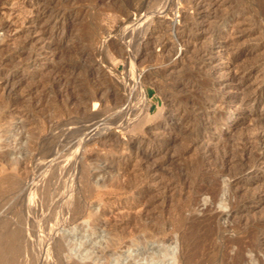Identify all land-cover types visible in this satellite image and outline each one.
Here are the masks:
<instances>
[{"label": "rangeland", "instance_id": "374dc122", "mask_svg": "<svg viewBox=\"0 0 264 264\" xmlns=\"http://www.w3.org/2000/svg\"><path fill=\"white\" fill-rule=\"evenodd\" d=\"M193 1L42 0L39 5L42 7L47 5V10L43 14L45 16L42 17L43 21H40L42 24L39 22V27L45 26L46 18L48 17V20L49 15L52 14L51 11L55 9L63 11L66 15L70 14L69 29L63 33L59 30L61 31L60 34L58 32L59 36L52 37L48 26L43 33L39 30L33 32L34 24L31 20L34 19L35 11L32 6L26 5L29 0H1L0 62L4 61L8 65L9 71L6 74L8 73L9 81L3 88L1 82L5 74L0 73V178L8 173L17 175L19 173L21 179H26L24 183L27 181V185L31 186L24 185L22 189L24 194L21 190L15 196L11 195L6 202L2 200L3 192L2 195L0 194V219L3 220L6 216L9 226L18 225L19 228L20 225V230L23 228L22 236H25L29 248L26 245L27 250L24 249L19 256L20 264H72L71 260L75 261L74 264L85 262L103 264L108 259L112 263L117 256L124 257L139 251L147 252L156 246H161L162 241L165 242V246L173 247L175 253H178L179 236L182 235L181 240L183 236V240L185 237L191 240L200 235L205 236L209 231H214V235H210L211 238L207 237L205 242H198L199 245L195 243L196 251L198 249L200 253L202 252L201 254L214 253L212 256L215 260L220 259L224 260L223 264H232V257L242 251V248H245L247 243L255 237L252 236V230L256 232L257 229L254 225L258 224L259 232H264V219H262L264 218V193L261 197L257 196L249 200L246 210L229 215L230 217H223L221 222L227 227L224 232L222 229L218 230L214 226L205 225L197 219L190 218V215L197 214L198 204L208 199L204 192L214 181V172H219L218 166L221 164L224 152L233 151L236 145L243 142L250 127L260 116H263L264 111L261 106L250 107L249 105L252 113L244 110L247 112L245 118L237 120L234 128L230 129L226 137L221 140L222 149H211V155H207L206 158L208 160L200 158L203 155L200 154L197 146L186 147V142L181 139L169 143V147L162 150L156 158L143 162L138 159L141 153L149 150L157 138L165 135L159 132L166 131L162 127L165 117L178 116L180 113L177 107H179L182 108L183 118L189 117L191 120L192 116L187 117V114L194 104L197 105V95L199 93L211 95L210 91L201 93L194 88V83L196 84L200 77H204L203 73L206 69L197 66L201 62V56L206 60L213 57L212 64H215L217 68L213 76L229 72L224 71L226 64L223 62L226 59L217 56L214 50L207 54L202 50L203 47L209 48L218 41L227 44L228 50L231 51L241 48L243 54L239 59L240 63L243 60L255 64H261L264 61V0H204L203 6L198 8L194 7ZM199 14L203 16L197 17V20L193 19V15ZM227 15L237 18V21L220 22L219 18ZM21 19H24L23 23ZM194 20L199 22L200 29L188 28ZM230 27H233L234 34L228 36ZM153 29L158 32L156 36H153L157 39H154L168 43V46L172 47V52L160 55V45H154L151 51L141 44L138 45L139 41L144 44L147 40H153ZM179 31L190 36L185 40L186 42H182V46L177 39ZM194 36H197V39L194 40ZM29 37H31L30 40ZM178 47L183 49L180 55L176 54ZM13 55L14 58H10ZM136 79L141 82L142 91H139L136 83L134 84ZM98 80L106 82L104 84L117 95L129 89L127 91L132 94L129 104L131 105L133 101L134 104L131 106L134 115H138L135 119L137 126L135 129L132 126L126 127L125 130L124 127L111 125L105 132L106 139L109 135L106 141L105 137L103 140L102 136L96 134L90 140L82 142V134L77 130L89 121L90 112L97 109L98 105L95 109H91L90 103L91 111L81 113L80 94H91L95 89L93 88L95 85L92 84L98 83ZM177 95L181 98L178 104L174 101ZM122 103L121 109L127 102ZM238 104L241 107L244 106L241 103ZM143 115H145L144 118ZM156 129L160 133L158 137L153 136L157 133H153ZM122 142L123 144L128 142L131 149L126 147V144V146L122 145ZM211 145L212 143L210 148H213L214 145L212 147ZM23 147L26 148V152L22 151ZM186 149H188L187 152ZM140 150H142L141 153ZM23 154L28 156L27 163L19 168L16 161L22 158ZM139 162H142V166ZM153 164H157L158 167L152 169ZM263 170L264 166L255 172V175L260 178L252 185L253 188L262 181ZM253 175L254 173L247 177L251 179ZM27 179L31 180V183ZM33 179L35 184L32 183ZM219 181L222 192L228 193V185L232 184V180L228 175H224L219 178ZM46 183L52 190H50V196L48 194L49 197L46 195L48 199L41 196L43 190H40L44 189L42 185L46 186ZM235 186L236 184L231 187L234 188L231 191L232 194L236 193L234 194L236 198L241 199V196L247 195L249 189L246 188V192L244 186L241 188ZM43 198L48 201L45 202ZM8 205H14L15 209L11 211L12 213L8 212L7 209L11 208ZM68 205L75 206L78 210L81 208L82 210L79 211L84 214L82 219L79 218L75 222H69L67 219L65 223L66 217L63 218V216L66 213L62 212V208ZM225 205V201H221L216 204V208L218 211L228 212L229 209ZM99 208L100 212H98ZM29 209L33 211L25 213ZM87 211L89 215H86ZM45 214H50L52 218L42 217ZM55 222H59L58 225ZM190 222L196 227L190 232L192 236L187 233L188 236H185L186 227L190 225ZM77 225H81L80 228L91 226L90 231H83V228V232L81 231V236L87 239L86 242L90 245L86 252L87 257H83L79 252L70 254L60 252L58 246L54 248L52 242L48 243L49 236L52 237L55 232L56 235L73 232L79 228ZM183 228L184 232L180 233ZM263 234L259 236H264ZM260 252L259 254L263 255L264 251ZM244 254L249 257L254 254V251L245 250ZM170 258V256L165 257V261L176 264ZM142 262L145 260L137 261L138 264Z\"/></svg>", "mask_w": 264, "mask_h": 264}, {"label": "bare ground", "instance_id": "6f19581e", "mask_svg": "<svg viewBox=\"0 0 264 264\" xmlns=\"http://www.w3.org/2000/svg\"><path fill=\"white\" fill-rule=\"evenodd\" d=\"M40 1H42V0H29V2H26V5L32 6L33 10L35 11V15L33 16L34 19L31 20V22H33V24H34L33 32H36L37 30H39L40 33H43L45 31L44 30L45 27L48 26L50 28V36L55 37L57 35L59 36L61 31H62V33L67 31L69 29V27H70V24H71V22L68 20L70 14L66 15L63 11L61 12V11L56 10V9L53 12L51 11L52 14L49 15L50 17H49L48 20H47L48 17L46 16L47 17L46 18V24H45V26L43 28L38 26L39 22L42 20V17H45V16H43V14L47 10L46 9L47 5L44 6V7L39 5ZM203 1L204 0H194L192 2V4L194 5L195 8H198V6L202 5ZM0 2H1V0H0ZM209 3H210V1H209ZM210 4L207 3V5H210ZM50 9L52 10V7ZM210 10H211V8H210ZM49 12H50V10H49ZM202 16H203L202 14H199L198 16L193 15V19L197 20V17H202ZM143 17H144V15H143ZM140 19H141V17H140ZM21 20L20 21L23 23L24 19H21ZM195 20H194V23L192 25L188 24L189 25V27H188L189 29H193V30L194 29L195 30L200 29V26H198L199 22H195ZM219 20L222 23L223 22L226 23V22L237 21V18L234 19L233 16L227 15V16L220 17ZM44 21H45V19H44ZM128 21H130V20H128ZM43 23H45V22H43ZM40 24H42V23L40 22ZM233 27H230L231 29L229 30L228 34L226 33L228 36H231V35L234 34ZM138 29H140V28H138ZM141 29H144V28H141ZM59 30H61V31L59 32ZM58 32H59V34H58ZM156 32H157V30L153 29L152 37L155 34H158V32L157 33ZM128 34H129V32H128ZM196 37L197 36H194V40L197 39ZM154 38H156V37H153L152 41H148L147 40V42H145L144 44H142L139 41L138 45L141 44L142 46H144V48L146 47V48L150 49V51H151V49H153L154 45H160V51H161L160 52L161 54L159 53L160 55H164L165 52H167V53L172 52V47L171 46L169 47L168 43H162L161 41L156 40L157 38L156 39H154ZM189 38H190V36L188 34H182V33H180V31L178 32V38L177 39L180 40L181 43H179V44L181 46H182V42L185 41L186 39H189ZM30 39H31V37H29V40ZM24 43H26V42H24ZM225 43H226V41H225ZM226 45L227 44H222V43H219L218 41H216L209 48L208 47H206V48L203 47V49H202L207 54H210L212 52L211 50H214L216 52L217 56H221L222 58L226 59V61L223 62L224 64H226V68H225L226 70L224 69V71H229V72H227V73L222 72L223 74H221L219 76H213V74H215V72L217 71L216 65L212 64V62L214 60L213 57H210L207 60L205 58H203V56L200 57L201 58V62H199V64L197 66H199L200 68H206V69L204 70L205 73H203L204 77H200V79L197 81V83L196 84L194 83V88H195V90L196 89L200 90L201 93L202 92L206 93L207 91H210L211 95L204 94V93L202 95V94L199 93V95H197L198 96L197 97L198 98L197 99V105L195 106V104L193 103L194 105L192 107L191 106L192 103H191L190 106L192 108H191V110L188 111L189 113L187 114V117L188 116H192L191 118L194 119V120L191 121L192 119L190 120L189 117H188L189 119L188 118L187 119L183 118V116L181 114L182 113V108L177 107L178 113H180V114H178V116H176V117L174 116L172 118L165 117V119L163 120L164 122L162 124V127H164V130H166V131L165 132L161 131V130L159 131L160 133H165V135L164 136L161 135L159 138H157V141L155 140V143L151 144L152 146L149 148V150L147 152L145 151L146 153H144V152H143V154L141 153V151L144 150L146 147L144 149L140 150L141 154L139 156L140 158L138 157L139 161L143 162V161L150 160V158H153V157L156 158V156L162 150H164L165 148L169 147L168 146L169 143L177 141V140H180V139L183 140L184 142H186V144H187L186 147H190L191 148V146H197L199 148V150H200V154L203 155V157H200V156L199 157L201 159L203 158V160H204V158L205 159L207 158V155L208 156L211 155V153H212L211 149H218V150L222 149V146H220L221 140L226 137V135L229 133L230 129L234 128V126L237 123V120H240L241 118H243V119L245 118V116L247 115V112H244V110H248L249 113H252L251 112L252 108H249L248 107L249 105H250V107L252 105L254 107L261 106V109L264 111V61L261 64H255V63H251L250 61L243 60V58H242L243 61H241V63H240L239 59L241 58V56L243 54V50L241 48H237V49L231 51V50H228V47ZM124 47L126 49V46H124ZM56 48H59V47H56ZM141 48L143 49V47H141ZM176 51H177L176 54L180 55L183 52V49H182V47H178V49ZM10 58H14V55L11 56ZM5 60H9V58H7V59L5 58ZM198 60H199V58H198ZM198 60H197V63H198ZM235 64H237V65H235ZM233 65H235L234 69H232ZM7 71H9L7 63L4 62V61H1L0 62V73L2 75L5 74V75H3L2 82H1V84L3 85V88H5V86L8 85V81H9L8 73L6 74ZM219 71H220V69L218 70V72ZM95 75H96V73H95ZM99 76H101V75H99ZM200 76H202V75H200ZM97 78H99V77L97 76ZM93 83H94V79H93ZM104 83L106 84V82H104ZM104 83L102 81L98 80V83L92 84V85H95V87H93L95 89L94 90L92 89L93 92L91 94H89V95L80 94L81 95L80 96L81 99L79 101H80L81 107L80 106L79 107L82 108L81 113H82V111L84 113H86L88 111H91V110H89V104L90 103L92 104L91 105L92 106L91 109H95L96 105H98V107H99V108L97 107V109H95L94 111L90 112L91 118L89 117L90 118L89 121L85 122L84 125L82 124V127H80L77 130V131H80V133L82 134L81 135L82 136V138H81L82 142L90 140L96 134H99L100 136H102L103 140H104V137H105V141H106L109 138V135H108V138L106 139L105 132L108 130V128L111 125H115L117 127L118 126L124 127L125 130H126V127H131L132 126L135 129L136 128L135 126H137V124L135 125V123H137V122H135V119H136V116H138V115H136V116L134 115V110H133V107L131 106V105L134 104L133 101H132L131 105L129 104V102H131L130 98L132 97L131 92L127 91L129 89H127L125 93H123L121 95H117L116 93L112 92V90L110 89V87L108 85H105ZM135 83L137 84L136 86L139 88V91H142L141 90V82H139L138 79H136L134 84ZM72 87H74V86H72ZM174 87L175 86H173V88ZM131 88H132V86H131ZM77 89H79V88H77ZM115 90L117 91V89H115ZM200 91H198V92H200ZM78 95H79V93H78ZM133 95H135V94L133 93ZM180 95H183V94L180 93ZM142 96H143V93H142ZM178 96L179 95H177V97L174 99L175 103L177 102V104H178V102H180V99H181V98H178ZM189 98L191 99V97H189ZM121 102H123V103L127 102V104H125V107L122 106L123 109H121V107H120ZM238 103H241V105L243 104L244 106L241 107L240 104H238ZM169 105H171V104H169ZM188 107H189V105H188ZM262 114H263V116H260L257 119V121L250 127V129H249L250 131H249L248 135H246V137L244 138L243 142H241L238 146L236 145L235 149H233V151L227 150V151L224 152V156H223V159L221 161V164H220V166H218V171L219 172H214L215 173L214 174V181L211 183V185L209 187L206 188V191L204 192V194L207 195L208 199L207 200L205 199L206 202L203 201L201 204H198V206H197V208H198L197 214L195 213V214L190 215L191 216L190 218L197 219V221H199V222H201V223H203L205 225L214 226L218 230L222 229L223 232H224V231L227 230V227L224 226V224L221 222V219L223 217H228L229 215L231 216L232 214L235 215L237 212H240L242 210H246L248 208L247 203H248L249 200H251V199H253V198L257 197V196L258 197L262 196L261 194L264 193V170L262 171V174H261L262 175V181L259 182V184H257L256 188L252 187V185L255 184L260 178L257 175H255V172H257L259 169H262V167L264 166V112ZM84 115H86V114H84ZM167 115H169V114H167ZM144 116L145 115H143V118H144ZM184 116L186 117V115H184ZM146 118H147V116H146ZM174 118H176V119L174 120ZM139 123L140 122H138V124ZM162 130H163V128H162ZM139 131L140 130H138V132ZM73 132H74V130H73ZM155 132H157V133H155ZM159 132L156 129V131L153 132V133H155L153 136L155 137V135H157V137H158V134L160 135ZM114 133H115V131H114ZM120 133H121V131H120ZM71 134H72V131H71ZM110 135H111V133H110ZM128 135H129V133H128ZM20 136H21V134H20ZM24 136H26V135H24ZM102 137H101V139H102ZM123 137H125V136H123ZM113 139H115V138H113ZM108 141H110V140H108ZM111 141H112V138H111ZM150 141H152V140H150ZM117 142H116V144H117ZM124 143L127 146L125 144H123V142H122V145H125L126 147L130 148V145L128 144V142H124ZM140 143H142V142H140ZM210 143H212V145H214L215 148L214 147L210 148ZM212 145H211V147H212ZM114 146H116V145H114ZM78 147L80 148L81 146H78ZM117 147L120 148V146H117ZM142 147H140V149ZM21 149H22L23 152L26 150L25 147H23ZM27 150H29V149H27ZM113 151H114V149H113ZM118 151H119V149H118ZM187 151H188V149H186V152ZM125 154H126V152H125ZM49 155H51V153H49ZM133 155H135V154H133ZM137 155H138V153H137ZM126 156H128V155H126ZM27 157H28L27 155L23 154L22 158L20 157L19 159H17V161H16L17 163L16 162L15 163L18 165L19 168L20 167H24L25 163H27L26 162V159H28ZM47 160H50V159H47ZM206 160H208V159H206ZM43 161H45V160L43 159ZM142 162H139L141 164V166H142ZM155 167L156 168L158 167L157 164H153L151 166L152 169H154ZM253 173H254V175L252 176L251 179H249V177H247V175L253 174ZM224 175L225 176L228 175V177L232 180V184L230 183V185H228V193H226V194H224L222 192V190H221L222 187L220 188V183H219L220 182L219 178L221 176H224ZM22 176H24V175H22ZM1 177L2 178H0V194L3 192L2 193L3 195L2 194L1 195H2V200L3 201L5 200L4 202H6V199L10 198L11 195L15 196L16 193H19L24 188V185L28 184L27 181H25L26 184L24 183V179L25 178L24 179L22 178L23 179V181H22L21 177H19V173H18V175L15 174V173H12V174L8 173V174H6L4 176L2 175ZM58 177H60V176H58ZM48 179H47V181H48ZM28 181H30V183H31V180H28ZM40 181L38 183H40ZM33 182H35L34 179H33L32 183ZM33 184H35V183H33ZM50 184H52V183H50ZM235 184H236V186H235L236 188H238V187L241 188L242 186H244L245 189L246 188L249 189L247 195H245L243 197L241 196V199H239V197L236 198V195H234V194H236V193H234L235 191L233 192L234 194H232V191H231L232 189L234 190V188H231V187L234 186ZM48 185L49 184H47V183H46V186H45V184H43L42 186L44 187V189H40L41 191L43 190L41 196H43V197H45L47 199L50 196L49 193H51L50 192L51 188L49 189ZM29 186H31V185H29ZM37 186H36V188H37ZM32 187H34V186L32 185ZM38 187H41V186H38ZM43 187H41V188H43ZM31 188H30V191L32 190ZM247 189H246V192H247ZM25 190H24V192H26ZM4 192L7 193V194H5ZM21 193H23V190H22ZM48 194H49V196H48ZM46 195L48 197H46ZM36 196H37V194H36ZM30 197H32V196H30ZM54 197H55V195H54ZM12 199H14V198H12ZM56 199H57V197H56ZM46 200L44 199L45 202H46ZM221 201L222 202L225 201V203H226L225 206L228 207V209H229L228 212H223V211H218L217 210L216 204L220 203ZM4 202H2V204ZM9 203L10 202H8V204ZM27 203H30V202H27ZM58 203H59V201H58ZM30 204H28V205H30ZM44 204H46V203H44ZM73 204H74V202H73ZM8 206H10V205H8ZM13 206H10L11 208L7 209L8 212H11V211L13 212V210L15 209V207H13ZM28 207H30V206H28ZM63 209H65V210L63 211ZM79 210L77 209V207L75 208V206H71V205H68V207H66V208H62V212L66 213L63 216V218L66 217V218H64L65 223H66L67 219H68L69 222H75L77 219L81 218L82 215H84V214H82V212L79 211ZM84 210L85 209H83V211ZM32 211L29 209L25 213L28 214V213H30ZM52 212H53V210H52ZM98 212H100V208H99ZM87 213H88V211H87ZM87 213H86V215L90 214V213H88V214ZM22 214L24 216V211L22 212ZM54 214L57 215V212H55ZM19 216H20V214H19ZM21 217H22V215H21ZM42 217H46V218L48 217V219L52 218L50 214L49 215L45 214V216H42ZM56 217H58V216H56ZM5 218H6V216H5ZM5 218L3 220L0 219L2 221V222L0 221V264H20L19 263V261H20L19 256L21 255L22 251L26 248V245L28 243L26 244L25 236H22L23 228H22V230H20L21 229L20 225H19V228H18V225L16 227H11V225L9 226L7 224L8 220L6 221ZM194 219H193V221H194ZM262 219H264V218H262ZM98 220H99V218H98ZM57 221H59V219ZM42 223H45V222H42ZM58 223L55 222V224H57V225H58ZM181 223H182V221H181ZM181 225H183V224H181ZM187 225H189V224H187ZM194 225L195 224H191V222H190V225L188 227H186L187 231L185 229V231H186L185 234L184 233H182V234H184L185 236L191 235L192 233L190 234V232L194 231L193 229L196 227ZM257 225L258 224L254 225L255 228H257L256 232H254V230H252L253 231L252 236L253 237L255 236L253 238V240H251L252 242L251 241L248 242L247 246L245 248H242V251H240L239 253H236V255H234L232 257V259H231L232 260V264H253V263L254 264H264V252H263V255L259 254L260 251H264V236H261V235L259 236V234H262L264 232H259L260 231L258 229L259 225L258 226ZM80 226H78L79 228L75 229L73 232H63L62 234L60 233L58 235H56V232H55L54 234H52V237L49 236L50 240L47 239L48 243L52 242V244H54L53 245L54 248H55V246H58L59 249L61 250V251L59 250L60 252H66L68 254H70L72 252H79L83 257H87V253L86 252H87L88 248L90 247V245L86 242L87 239H83V237L81 236L82 235L81 233L83 231L89 230L91 226H86L85 228L84 227L80 228ZM51 228H49V229L51 230ZM82 228H83V231H82ZM184 228H183V231H180L182 229V227H181V229L179 230L180 233L184 232ZM52 230H53V228H52ZM207 231H209V230H207ZM186 233L188 235H186ZM212 234L214 235V231L213 232L209 231L207 234H205V236L203 235L201 237V235H200V237L198 236L197 238H193L191 240L188 239L189 241L186 239V237H185V240H183L184 236H183V238L181 240L182 235L180 234L181 237L180 236L178 237V239H179L178 240V245H179L178 246L179 247L178 253H175L173 247L170 248L168 246H165L164 245L165 242L164 241H162V242L160 241L161 242V244H160L161 246H156V247L150 249L147 252L139 251V252H136L134 254H129L127 256H124V257L122 256L123 258L120 255V257H118V256L115 257L113 259L112 263H110V261H108L109 260L108 259L107 261L103 262V264H138L137 261H140V260H145V262H142L141 264H169L170 262L165 261V257H167V256H170L172 258V259L170 258V260L176 262V264H223L224 260H220V259L219 260H217V259L215 260L214 259V257L212 256L214 253L213 254H209V253L201 254L202 252L200 253L198 249H197L198 252L196 251L197 247H195V243L198 244V242H202V241L205 242V239L207 237L211 238L212 236H210V235H212ZM197 235H198V233H197ZM210 240H207V241H210ZM186 246L189 247V248L188 247L186 248L188 250L185 249ZM202 246L203 245L201 243V247ZM27 247H28V245H27ZM198 247H200V246H198ZM25 250H27V249H25ZM245 250H248V251L249 250H253L254 254L248 257V256H246L247 254L246 255L244 254ZM255 250H257V251H255ZM34 251H32V252H34ZM211 251L214 252L213 250H211ZM206 252H208V250ZM29 257H30V255H29ZM240 259H241V261H240ZM71 261H72L71 263L74 264L75 261L74 260H71ZM212 261H214V262L212 263ZM250 261H252V263H250ZM26 264H28V263H26ZM81 264H88V263L85 262V263H81Z\"/></svg>", "mask_w": 264, "mask_h": 264}]
</instances>
